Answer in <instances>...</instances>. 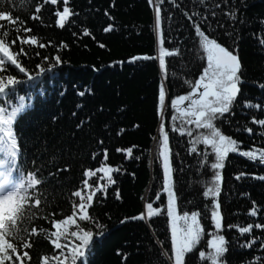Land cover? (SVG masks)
<instances>
[{
    "label": "trees",
    "instance_id": "1",
    "mask_svg": "<svg viewBox=\"0 0 264 264\" xmlns=\"http://www.w3.org/2000/svg\"><path fill=\"white\" fill-rule=\"evenodd\" d=\"M38 4L44 5L41 19L33 20ZM155 4L162 9L163 46L166 50H178L177 55L165 58L164 70L159 67L158 59L132 61L136 56L155 57L161 46L155 29ZM64 6L63 0H58L56 5L50 0H29L25 6L19 0L16 4H0V10L11 12L24 22L21 27L32 29L31 33L20 35H35L46 45L41 48L17 41L14 51L25 49L27 54L20 55L19 61L34 79L28 81L24 74L9 66V72L25 82L4 98L7 105L0 104L10 108L22 98L25 108L14 124L20 152L18 163L25 170L38 169L45 178V183L39 186L41 205L36 207L37 192L31 190L33 199L26 202L22 225L27 231L20 233L22 240L13 241L21 254L25 251L23 243H32L27 249L32 259L25 258L23 264H43L45 255L49 264H55L54 248L48 237V232L54 230L51 221L72 214L73 205L80 202L73 192L82 189L85 170H95L101 165L105 150L107 164L120 171L113 173L116 183L108 187L106 194L98 193L94 199L89 209L93 222H81L78 215L75 217L84 230L94 233L82 258L83 264H172L167 193L163 191V169L158 157L162 122L169 135L177 211L201 213L204 235L187 258V264H200L198 252L210 251L207 241L211 239L209 233L215 231L210 216L211 198L203 196L214 175L210 165L215 156L202 143L195 145L196 152L190 153L193 147L190 141L207 130L197 129L194 124L183 125L192 131L191 137L172 130L173 124L181 126L179 120H172L174 114L178 115L170 106L172 99L189 94L192 84L186 81L194 84L206 66L199 38L185 12L206 16L202 30L209 38L233 50L241 62L242 83L237 102L231 114L215 121L223 134L239 143V152L264 148V126L252 122L253 117L264 119V88L260 87L264 84V45L260 43L264 38V0H204L203 3L200 0H69L67 6L75 14L64 28H59L54 13L62 11ZM230 12L235 13L234 18L226 15ZM108 25L113 30L105 32ZM84 30L90 35H83ZM16 35L11 32L7 42L10 44ZM57 56L61 60L59 64L54 59ZM38 65L43 72H39ZM162 84L166 101L161 113L158 97ZM81 92L85 94L81 96ZM245 101L262 107L245 108ZM249 128L253 129L252 134L247 131ZM128 148H132L131 157L125 151H117ZM204 153H208L206 161ZM241 173L246 175L237 179ZM101 175L97 173L91 182L106 183L99 179ZM221 176L217 199L223 216L221 234L227 241L222 264H250L256 257L264 256V249L260 248L264 232L256 229L241 236L229 225L264 223V180L258 179L264 176V164L229 153ZM117 190L120 199L116 198ZM149 202L162 209L163 214L148 218L145 209ZM253 202L260 210L256 217L248 214ZM3 211L0 206V220ZM141 213L144 220L131 219ZM30 216L35 219H29ZM97 222L103 227L97 228ZM32 227L37 229L36 234L31 233ZM72 230H76L75 226H68V231ZM253 235L258 238L256 245L245 248L243 245ZM68 241L72 242L68 248L79 244L73 237H61L62 244ZM165 251L169 255H163ZM62 259L70 264V254Z\"/></svg>",
    "mask_w": 264,
    "mask_h": 264
},
{
    "label": "snow or ice",
    "instance_id": "2",
    "mask_svg": "<svg viewBox=\"0 0 264 264\" xmlns=\"http://www.w3.org/2000/svg\"><path fill=\"white\" fill-rule=\"evenodd\" d=\"M10 2L17 3V0H0V4ZM48 2V0H45ZM153 2V0H150ZM201 3L204 0H200ZM21 6H25L29 3V0H19ZM52 5H56L58 0H50ZM64 7L62 11H55L57 17L55 24L59 28H64L69 18L75 13L67 6L69 0H63ZM43 4H38L35 8L31 19H41L40 13L43 8ZM219 7V5H217ZM155 29L158 37L160 47L158 57H150L148 55L136 56L132 58V61L158 59L159 67L161 70L165 69V58L172 57L178 54V50L170 51L166 50L164 40L161 37V7L159 4H155ZM215 15V13H213ZM233 18L234 12L226 13ZM187 19L193 24V28L196 36L199 38V45L202 49L204 57L206 59V66L203 68L202 74L198 79L192 82L186 81V83L192 84L191 92L187 95H180L172 99L171 106L178 115H173L172 120L181 122V126L177 127L173 124L172 130L179 131L181 135L185 133L188 136H192V131L186 129L183 125L194 124L197 129H205L206 133H202L199 136L193 138L190 143L193 145L190 149V153L197 151L195 145L202 143L206 147H210L212 153L215 156L214 162L210 167L213 170V177L210 184L203 192V196L211 198L210 216L212 225L215 231L210 232L211 239L207 241V249L200 250L198 252V259L200 264H204L205 261H210V264H222V258L227 251V241L222 233L223 231V216L221 212V205L217 199L221 192V170L224 168L225 159L229 153H238L239 155L246 157L250 161L259 162L264 164V148H254L251 150L239 151V143L230 136L222 133V131L215 125V121L224 117L225 114H231L234 104L237 102L238 96L241 92V62L237 54H234L233 50L223 46L215 38H209V35L202 30V23L207 21V17H199V13L185 12ZM193 17H199V19H193ZM24 24L19 17H14L11 12H5L0 10V104L7 105L5 97H10L17 85L24 83L16 76L9 72V66L14 67L20 73L24 74L28 81L34 79L32 75L28 73V70L22 66L19 61L20 55H26L25 49L21 47L19 52L14 51L17 41L21 45H38L43 48L46 47L44 43L38 41L35 35L22 36L23 33H31L32 29L26 26L21 27ZM113 30L112 25H108L104 28L105 32ZM16 32L17 35L11 40L9 44L7 42L11 32ZM83 35L88 36L90 32L84 30ZM260 43L264 45V38L260 39ZM104 47V45H100ZM44 59H48L45 57ZM56 63H61L60 58L57 56L54 58ZM39 72H43L44 69L39 65L37 66ZM39 72L37 74H39ZM264 88V84L260 85ZM83 96L85 93H79ZM160 111L163 112L166 101L165 86L162 84L159 89L158 97ZM187 101V105H184ZM244 107L249 109L260 110V104H253L250 101L244 102ZM25 105L22 102L15 106L0 107V206H3V219L0 220V264H23L25 258L31 261L32 257L27 249L32 247V243H23L22 247L25 249L23 253L18 250V246L13 241L22 240L21 232L27 231L23 228V222L25 220L26 202L33 199L30 194L31 190H36L37 195L35 197V205L38 208L41 205V197L39 195V186L45 183V178L42 173L33 168L31 170L23 169L18 163V157L20 155L18 137L14 132V124L19 115L24 111ZM254 124L264 126V119H257L253 117ZM249 134L253 133V129H247ZM160 143L158 157L162 161L163 169V191L167 193V217L169 218L170 232H171V255L169 259L172 264H187L188 254L193 253L197 246L200 244L204 235V228L201 225L200 216L198 211H192L191 213L184 212L182 215L177 212V197L173 188V172L174 169L170 159L169 148V135L165 131V125L162 122L159 128ZM102 143V141H101ZM118 152L125 151L128 157L132 156V148L117 149ZM205 161L208 153H204ZM107 150L104 151V160L101 165L95 170H85L83 173L84 179L82 181V189L73 192V196L80 198L79 204L73 205V212L64 219L51 221V230L48 232L50 243L53 245L54 254L53 259L55 264H65V260L62 257H68L70 254V264H83V257L86 256L87 250L94 239V233L91 230H84L78 223L75 217L78 215V219L81 222H93L89 209L93 206L94 199L97 194H106L110 185L116 183L113 178L114 172H119V168H114L107 164ZM138 158V157H137ZM63 170H67L66 168ZM27 171V175L25 172ZM97 173H102L100 180L106 181V183L100 184L99 181L94 185L91 182V178L96 177ZM245 173H241L237 176V179H241ZM260 180H264V176L258 177ZM84 190L87 191V195H84ZM116 198L120 199L119 190L116 192ZM156 199H160V193L157 194ZM31 211V209H28ZM255 202H253L252 208L249 210V215L256 217L259 213ZM163 214L162 209L154 207L152 202L146 204V215L148 218H153ZM55 215V214H53ZM29 219H35L30 216ZM129 218H125L127 220ZM131 219L144 220V213L138 214ZM14 221V223H13ZM75 226L76 230L68 231V226ZM63 227V230H62ZM97 228H102L103 225L96 223ZM230 228H235L241 236L246 234H252L254 230L259 229L264 232V223H249L246 226L229 225ZM44 232L43 229L40 230ZM31 233L36 234L37 229L31 228ZM101 235L103 233H100ZM73 237L79 241V244L68 248L67 244L60 242L61 237ZM11 238V239H10ZM54 238V239H53ZM257 237L253 235L251 240H247L243 245L245 248L252 249L257 243ZM65 248L68 251L65 252ZM260 248L264 249V243L260 244ZM58 251L59 254H56ZM123 255L122 253H118ZM163 255H169L167 251ZM264 262V256H259L251 261L250 264H262ZM43 264H49V257L43 256Z\"/></svg>",
    "mask_w": 264,
    "mask_h": 264
},
{
    "label": "rangeland",
    "instance_id": "3",
    "mask_svg": "<svg viewBox=\"0 0 264 264\" xmlns=\"http://www.w3.org/2000/svg\"><path fill=\"white\" fill-rule=\"evenodd\" d=\"M158 55H159V50H158L157 54L155 55V57H158ZM183 106H184V105H182V107H183ZM161 163H162V161H161ZM145 210H146V209H145ZM145 212H146V211H145ZM177 212H178V211H177ZM145 214H146V213H145ZM178 214H181V215H182L183 213H179V212H178ZM169 229H170V224H169Z\"/></svg>",
    "mask_w": 264,
    "mask_h": 264
},
{
    "label": "flooded vegetation",
    "instance_id": "4",
    "mask_svg": "<svg viewBox=\"0 0 264 264\" xmlns=\"http://www.w3.org/2000/svg\"><path fill=\"white\" fill-rule=\"evenodd\" d=\"M187 103H188V102H187V101H185V103H184V106H186V105H187ZM184 106H183V107H184Z\"/></svg>",
    "mask_w": 264,
    "mask_h": 264
},
{
    "label": "water",
    "instance_id": "5",
    "mask_svg": "<svg viewBox=\"0 0 264 264\" xmlns=\"http://www.w3.org/2000/svg\"><path fill=\"white\" fill-rule=\"evenodd\" d=\"M170 106H171V104H170ZM171 108H172V106H171Z\"/></svg>",
    "mask_w": 264,
    "mask_h": 264
}]
</instances>
